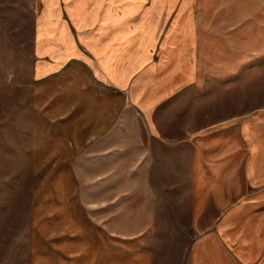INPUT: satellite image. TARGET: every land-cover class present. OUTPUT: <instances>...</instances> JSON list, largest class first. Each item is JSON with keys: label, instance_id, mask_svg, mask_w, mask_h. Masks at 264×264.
Returning <instances> with one entry per match:
<instances>
[{"label": "rangeland", "instance_id": "1", "mask_svg": "<svg viewBox=\"0 0 264 264\" xmlns=\"http://www.w3.org/2000/svg\"><path fill=\"white\" fill-rule=\"evenodd\" d=\"M149 1L168 16L169 31L178 32L179 17L192 16L193 22L196 15L191 52L207 87L201 103L187 98V124L194 106L215 115L218 127L233 120L238 161L244 142L237 123L244 114L264 111V0ZM40 6V0H0V264H57L51 206L55 213L56 193L72 190L68 163L81 154V144H71V130L81 120L73 127L65 115L87 95L81 87L86 81L81 63L67 61L64 38L40 39L39 25L50 10ZM166 55L163 48L153 51L157 59ZM74 70L77 88L71 85ZM177 112L175 104L173 120ZM178 148L170 144L163 151L153 177L159 198L151 231L156 264H264V186L244 194L241 168H234L232 179L223 167L209 168L223 144L212 155L202 151L196 168L191 151L183 159ZM230 184L232 196L226 193Z\"/></svg>", "mask_w": 264, "mask_h": 264}, {"label": "crops", "instance_id": "2", "mask_svg": "<svg viewBox=\"0 0 264 264\" xmlns=\"http://www.w3.org/2000/svg\"><path fill=\"white\" fill-rule=\"evenodd\" d=\"M40 2L41 8H50L39 25L40 39H65L67 61L81 63L86 81L81 87L87 92L75 103L81 107L73 104L65 115L67 125L75 121L73 127L81 120V127L71 130V144H81V154L68 163L72 190L56 193L55 213L51 206L53 262L157 263L151 242L159 213L153 177L170 144L181 149L183 159L190 150L194 168L202 151L212 155L223 144V154L209 160V168L227 169L230 179L234 168H241L244 194L264 186V111L244 114L237 123L244 142L238 161L233 158V120L218 127L215 115L194 106L187 124V98L201 103L207 87L202 65L191 52L192 47L196 51V15L193 22L192 16L179 17L176 32L169 31L168 16L155 11L149 0ZM155 48L167 55L155 58ZM74 73L71 85L77 88L79 71ZM175 104L173 120L169 112ZM230 185L226 193L232 196Z\"/></svg>", "mask_w": 264, "mask_h": 264}]
</instances>
